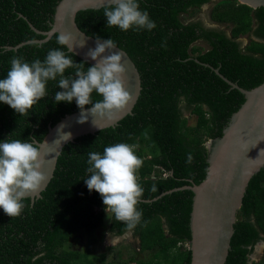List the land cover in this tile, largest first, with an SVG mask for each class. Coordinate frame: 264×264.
Instances as JSON below:
<instances>
[{"label":"trees","instance_id":"1","mask_svg":"<svg viewBox=\"0 0 264 264\" xmlns=\"http://www.w3.org/2000/svg\"><path fill=\"white\" fill-rule=\"evenodd\" d=\"M59 1L0 0V78L6 76L13 57L43 60L50 49L60 47L53 35L45 43L13 50L20 43L44 38L28 22L37 31H48ZM212 1L216 3L210 20L228 26L229 34L188 21ZM105 7L78 12L75 23L94 39L112 38L128 55L140 76L138 100L132 114L117 126L68 143L45 190L33 203L24 199L19 216L9 217L0 209V264L190 263L193 193L180 190L156 198L204 180L209 157L206 143L221 136L231 115L244 103V96L214 69L244 90L264 81V8L251 9L236 0H140L141 9L147 10L156 28L137 32L107 28ZM244 36L248 42L243 46L239 39ZM199 40L207 44L205 52L194 45ZM69 72L71 69L65 74ZM57 90L56 82L49 81L47 95L24 114L0 103V140L35 135L40 142L48 126L80 111L74 101L57 104L53 100ZM92 97L99 99L95 93ZM186 114L195 117L193 125H188ZM118 142L134 145L142 160L136 174L143 187L137 205L142 218L128 230L111 216L108 232L116 236L131 232L139 239V252L151 256L134 260L132 255L127 261L107 262L104 253L95 251L104 205L83 179L89 175L88 152L102 153L105 146ZM189 154L191 163L187 162ZM233 228L225 264H248L255 245L264 239V168L250 179ZM78 234L85 238L84 246L72 249L70 244Z\"/></svg>","mask_w":264,"mask_h":264},{"label":"clouds","instance_id":"2","mask_svg":"<svg viewBox=\"0 0 264 264\" xmlns=\"http://www.w3.org/2000/svg\"><path fill=\"white\" fill-rule=\"evenodd\" d=\"M104 17L107 28L116 27L121 31L156 28L147 10L141 9L140 0H110L109 6L104 8ZM71 42L70 35L59 34L56 43L60 47L50 49L43 60L36 58L29 62L23 57H13L6 76L0 78V103L24 114L47 95L49 81H55L59 90L54 93L53 100L57 104L74 101L81 113L79 123L87 120V113L95 118L93 124L97 126V118L112 119L115 113L125 109L131 96L126 89L124 54L116 42L110 37H96L95 47L86 53L95 63L87 67L84 62L76 63L72 58ZM68 69L71 72L66 75ZM93 93L99 99L93 100ZM62 137L68 140L71 133L65 132ZM133 149L134 145L118 142L105 146L102 153L88 152L86 171L89 175L83 179L89 192L100 195L107 216L122 222L128 230L134 229L142 218V210L137 205L143 187L136 175L142 160ZM191 160L189 154L187 162ZM44 164L35 135L26 139L7 136L0 140V209L7 216H19L25 208L24 199L45 184ZM130 233L127 232L132 236ZM108 235L109 243L114 244L116 237ZM132 237L137 239L136 252H139V239Z\"/></svg>","mask_w":264,"mask_h":264},{"label":"water","instance_id":"3","mask_svg":"<svg viewBox=\"0 0 264 264\" xmlns=\"http://www.w3.org/2000/svg\"><path fill=\"white\" fill-rule=\"evenodd\" d=\"M236 1L251 9L264 8V0ZM109 4L110 0H60L55 7L48 31H37L28 22L30 29L44 38L20 43L13 47V50L26 44L45 43L53 35L68 34L72 37L74 56L92 65L95 62L88 58L86 53L95 47L96 39L78 29L75 17L80 11L97 10ZM121 51L124 54L123 65L126 68V89L131 96V102L125 109L115 113L112 119L97 118L95 120L97 126L93 124L95 118L87 113H85L87 120L79 123L80 111L66 115L53 126H48L45 136L39 142L45 159L42 171L47 176V181L39 191L25 198L31 203L40 197L52 179L58 157L68 143L79 137L115 127L123 118L132 114L141 91L140 76L128 55ZM214 72L232 89H237L244 96V103L231 115L221 136L207 143L209 157L204 180L198 185L166 191L156 198L180 190H189L193 193L189 223L188 249L191 254L189 264L226 263L234 233L233 227L248 183L264 168V81L255 88L244 90L220 75L218 69H214ZM65 132L71 133L70 139L64 140L62 134ZM260 243L264 248V240ZM251 259L248 264H252Z\"/></svg>","mask_w":264,"mask_h":264},{"label":"rangeland","instance_id":"4","mask_svg":"<svg viewBox=\"0 0 264 264\" xmlns=\"http://www.w3.org/2000/svg\"><path fill=\"white\" fill-rule=\"evenodd\" d=\"M216 1H212L206 6H203L198 12L197 16H200L201 19L205 22H208V14L209 9H212V7L215 5ZM247 37L244 36L241 38V40L247 44ZM188 125H193L195 123V117H188L187 119ZM110 216H107L105 213L104 220H103V226L99 228L96 231V238H97V244L95 245V251L97 254L104 253L106 255V261L107 262H123L127 261L128 258H130L132 255L134 256V260L141 259L144 257L145 254H147V257L149 258L151 256L150 253H140L136 252V247L134 245L137 244V239L133 238L129 234H126L127 236H124L122 239H119L118 241H115L114 244H110L109 240L107 239L108 234V224H109ZM117 240V239H116ZM85 243V238L82 235H77L74 240H72L70 244V248L72 249H80L83 248ZM263 249L262 243L258 242L253 250V253L251 255V262H260L264 264V255H263Z\"/></svg>","mask_w":264,"mask_h":264},{"label":"flooded vegetation","instance_id":"5","mask_svg":"<svg viewBox=\"0 0 264 264\" xmlns=\"http://www.w3.org/2000/svg\"><path fill=\"white\" fill-rule=\"evenodd\" d=\"M204 6H206V5H204ZM201 10V9H200ZM198 12H200V11H198ZM198 12L196 13V15L193 17V18H188V21L189 20H192V21H197L200 25H201V27L202 28H204V29H209V30H218V31H221V30H223V31H226L227 32V34H229V27L228 26H226V25H223V24H218V23H214V22H212L211 20H210V12H211V9H209V14H208V22H204L202 19H201V17L200 16H197L198 15ZM247 40V39H246ZM239 41L242 43V45L244 46V45H246L241 39H239ZM248 41V40H247ZM194 45H196L197 47H199V48H201L202 50H203V52H205L206 50H207V48H208V46H207V44L204 42V41H197ZM186 117H189L188 116V114H186ZM208 143V142H207ZM207 143H206V145H207ZM206 147V146H205ZM206 149H207V147H206ZM208 150V149H207ZM209 151V150H208ZM109 234V233H108ZM107 234V239H106V241L107 240H109L110 239V237H109V235ZM127 234V232H125L124 234H122V235H120V236H116V235H113V234H111L110 233V235H112V236H114V237H116V241H118L119 239H121V238H123L124 236H127L126 235ZM131 234V233H130ZM137 245H134V247H136ZM137 251H138V249H137ZM252 255V254H251ZM251 255L249 256L250 257V259H251Z\"/></svg>","mask_w":264,"mask_h":264}]
</instances>
